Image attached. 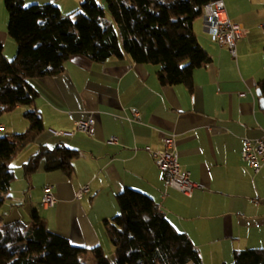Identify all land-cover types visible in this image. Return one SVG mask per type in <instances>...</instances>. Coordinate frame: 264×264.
Here are the masks:
<instances>
[{
  "label": "crops",
  "instance_id": "obj_1",
  "mask_svg": "<svg viewBox=\"0 0 264 264\" xmlns=\"http://www.w3.org/2000/svg\"><path fill=\"white\" fill-rule=\"evenodd\" d=\"M82 1L29 3H53L64 15ZM1 2L0 46L10 60L17 46L8 35L9 17ZM223 2L227 15L249 32L237 42L233 58L201 18L195 21L196 39L209 61L194 70L191 91L182 83L160 84L157 66L129 56L97 62L74 55L61 73L31 79L44 131L12 161L15 180L0 207V224L19 220L28 225L36 211L50 230L88 249L100 245L112 259L103 221L119 212L115 195L129 187L154 200L197 247L203 264L229 263L235 250L264 247V166L255 171L242 156L245 137L264 135V109L256 92L264 73V0ZM134 109L139 111L137 121L132 119ZM24 110L2 114L0 133L24 131ZM88 118L95 120L93 135L75 130L76 121ZM56 130L75 133L58 135ZM166 133L175 135L181 167L197 184L191 196L165 186L146 149L162 148ZM110 136L117 141L109 143ZM57 145L79 151L71 177L61 170L46 171L42 162L28 173L25 164L41 146ZM46 184L56 197L47 207L42 204ZM84 185L89 190L77 196Z\"/></svg>",
  "mask_w": 264,
  "mask_h": 264
},
{
  "label": "trees",
  "instance_id": "obj_2",
  "mask_svg": "<svg viewBox=\"0 0 264 264\" xmlns=\"http://www.w3.org/2000/svg\"><path fill=\"white\" fill-rule=\"evenodd\" d=\"M210 1L106 0L102 5L83 0L62 15L50 2L24 6L23 0H3L7 32L17 50L8 60L0 46V116L27 107L23 115L28 125L22 132L0 136V207L15 180L13 159L44 131L31 79L61 73L74 55L97 62L129 56L157 66L160 84L182 83L191 91L194 70L209 61L196 39L194 23ZM257 85L264 97V73ZM78 155L61 145L41 146L25 166L31 173L42 162L46 171L61 170L71 177ZM115 197L119 212L103 221L113 261L100 245L88 249L50 230L33 211L29 226L19 220L0 224V264H88L82 260L87 252L95 264H203L197 247L150 196L126 187ZM223 264H264V247L235 250L232 261Z\"/></svg>",
  "mask_w": 264,
  "mask_h": 264
},
{
  "label": "built area",
  "instance_id": "obj_3",
  "mask_svg": "<svg viewBox=\"0 0 264 264\" xmlns=\"http://www.w3.org/2000/svg\"><path fill=\"white\" fill-rule=\"evenodd\" d=\"M201 19L207 32L219 44L226 45L230 56L234 58L236 56L235 47L237 42L244 39L249 30L227 15L223 0L208 2L203 8ZM240 95L244 94L241 93ZM132 119L135 121L139 120V111L137 109H134ZM0 128H2V125H0ZM75 130L93 135L95 132V120L93 118L78 120L75 122ZM75 130H56L53 132L58 135L72 136ZM107 141L109 143L116 142L117 137L110 136ZM162 141V148L150 150L149 147H146V149L150 151L154 162L161 170L165 186L175 189L186 196H191L197 184L190 178L189 171L181 167L175 135L166 133L163 135ZM243 142V158L255 171H258L264 166V135L257 138L245 137ZM88 190V185H84L78 191L77 196H81ZM55 201L56 197L52 191V186L46 184L43 187L42 204L46 207L52 206Z\"/></svg>",
  "mask_w": 264,
  "mask_h": 264
},
{
  "label": "rangeland",
  "instance_id": "obj_4",
  "mask_svg": "<svg viewBox=\"0 0 264 264\" xmlns=\"http://www.w3.org/2000/svg\"><path fill=\"white\" fill-rule=\"evenodd\" d=\"M29 2H30V0H25V1H24V6H30V4H32V3H29ZM1 3H3V0H2ZM24 109L26 110L27 107H24ZM25 110H24V111H25ZM22 113H23V112H22ZM21 132H22V131H21ZM0 134H1L0 136H2V135H5V134H7V133H3V131H2ZM8 134H9V133H8ZM30 223H31V220L29 221V223H27V224H28L27 226H29ZM113 258H114V257H112V259H110V260L113 261V260H114ZM82 260H83L84 262L88 263V264H95L94 257H93V255H92L91 253H88V254H86V255H83V256H82Z\"/></svg>",
  "mask_w": 264,
  "mask_h": 264
},
{
  "label": "water",
  "instance_id": "obj_5",
  "mask_svg": "<svg viewBox=\"0 0 264 264\" xmlns=\"http://www.w3.org/2000/svg\"><path fill=\"white\" fill-rule=\"evenodd\" d=\"M256 92H257V95L260 97L259 99L260 107L264 109V97H262L261 90L258 88Z\"/></svg>",
  "mask_w": 264,
  "mask_h": 264
}]
</instances>
